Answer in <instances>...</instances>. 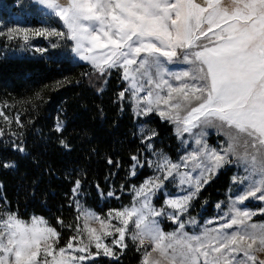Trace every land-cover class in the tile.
Listing matches in <instances>:
<instances>
[{
	"label": "snow or ice",
	"instance_id": "snow-or-ice-1",
	"mask_svg": "<svg viewBox=\"0 0 264 264\" xmlns=\"http://www.w3.org/2000/svg\"><path fill=\"white\" fill-rule=\"evenodd\" d=\"M37 2L63 22L67 39L75 43L73 51L101 76L110 69L122 70L128 87L120 97L131 92L138 115L155 112L176 124L178 134L192 135L196 148L179 163L161 155L156 163L161 175L146 179L135 190L132 205L109 211L106 219L77 202V219H83V227L76 226L77 234L65 247L57 249L60 234L43 217L25 221L11 212L0 216V264H83L100 254L91 252L92 245L103 249V255L114 256L103 240L114 234L112 244L120 248L127 247L128 234L138 241L137 250L143 249L141 264H264L257 255L264 253V224L251 222L256 213L238 206L253 197L264 201V0H231V7L222 0ZM35 35L63 38L65 33L44 29ZM23 38L28 40L27 32ZM176 59L192 64L193 70L168 73L165 61ZM166 75L179 84L174 86ZM208 126L220 129L226 146L207 143ZM60 128L58 124L57 131ZM156 135L152 131L146 139ZM230 157L243 165L247 176L240 183L247 181L246 189L232 201L226 223L189 235L180 216L217 171L232 163ZM169 178H179L187 190L165 200L172 210L166 212L164 207L155 208L152 198ZM79 189L77 180L72 191L76 194ZM165 215L178 223L175 231L161 229L157 218ZM92 223L100 225L99 231ZM129 224L134 226L131 233Z\"/></svg>",
	"mask_w": 264,
	"mask_h": 264
},
{
	"label": "trees",
	"instance_id": "trees-1",
	"mask_svg": "<svg viewBox=\"0 0 264 264\" xmlns=\"http://www.w3.org/2000/svg\"><path fill=\"white\" fill-rule=\"evenodd\" d=\"M9 1L16 0H0ZM70 45L65 39L49 53L0 59V101L19 118L13 139L7 143L0 137V212H17L23 219L44 216L58 230L61 245L79 225L72 191L77 180L93 192L114 189L116 195L103 204L89 201L103 212L128 203L126 192L150 175L146 164L130 175L132 157L146 151L132 106L126 95L120 97L126 87L122 74L110 69L101 76L91 65L75 62ZM58 119L63 120L59 131ZM150 122L161 146L177 158L180 142L173 125L157 114ZM234 171L233 160L220 169L197 194L191 214L201 220L211 216L215 203L225 199ZM137 249L130 243L102 264H141L143 249Z\"/></svg>",
	"mask_w": 264,
	"mask_h": 264
},
{
	"label": "rangeland",
	"instance_id": "rangeland-1",
	"mask_svg": "<svg viewBox=\"0 0 264 264\" xmlns=\"http://www.w3.org/2000/svg\"><path fill=\"white\" fill-rule=\"evenodd\" d=\"M198 3H203V0H197ZM223 5L225 7H231V0H222ZM61 3H66V0H61ZM0 59L6 56H23L28 53L34 54H44L49 53L52 48L61 44L65 39H67V28L63 25V22L59 20L58 17L52 15L43 5L39 4L37 0H16L15 2H0ZM44 29H56L58 32H64L65 36L63 38L59 36H49L47 38L43 36H37L35 33L40 30ZM27 32L28 40L26 41L23 36L24 33ZM11 37V38H10ZM71 41V45L68 49V53L71 54V57L75 62H84L93 67V65L89 61H85L80 59L79 55L73 51L75 47L74 41ZM7 42V43H6ZM13 43L11 46V44ZM49 51V52H48ZM164 58H162L163 60ZM164 67L166 68L168 73H180L182 71H191L193 70L194 66L192 64L185 63L182 59H176L173 62L165 61ZM94 68V67H93ZM113 70L119 71L122 74V70L120 68H115ZM166 79H169L170 82L175 86L178 85L179 82L171 79L170 75H166ZM128 87V81H126V87ZM125 90V89H124ZM126 98L128 99L129 103L132 106V110L138 119L137 129L138 135L141 138L144 146L146 154H144L141 158L137 157L134 165H137L135 168L133 166L130 169V175L132 172L135 171V174L139 169L143 167L144 164L150 169V175L147 176L140 184L132 185L129 192L127 193L125 201H129L128 203L122 204L120 207L116 208H109L105 211H99L95 207H93L89 201H93L95 203L103 204L106 200H110L112 197L116 195L114 189L109 192H103L102 189L97 188L95 192L84 188L82 182H80V189L79 191L74 194L73 193V200L75 204V208L77 211V202L82 205L84 208L90 209L96 214H98L102 219H106L109 211L113 210H121L124 207L131 206L134 202V195L135 190L140 187L144 183L146 179L149 177H154L156 175H161L156 169V163L159 160L161 155L170 158L172 162L179 163L181 162V157H184L187 153L193 151L196 148L194 143V138L189 133H184L183 135L178 134L177 132V125L170 122L174 127V132L180 142V155L177 158H173L168 150L161 146V140L158 138V133L156 128L150 122L151 115L156 114L155 112L145 116V115H138V108L136 106V102L131 95V92H125ZM143 95V93H141ZM12 108L3 104L0 101V112L3 113L0 116V137L4 138V140L8 143L13 138L10 135H15L19 127L16 125L17 116L14 117L11 114ZM7 117V119H5ZM60 124L62 129L63 127V120L58 119L56 122V126ZM155 131L157 133L156 136L152 137L151 140L146 139L147 136L151 135V132ZM200 129H193V133L199 132ZM206 133L205 139L207 143L212 147L219 148L220 146H226V137L220 131L218 127L208 126L204 129ZM151 145V147H149ZM242 152V149L240 150ZM233 160L235 171L231 177L230 185L228 190L226 191V197L223 200L217 201L214 206V213L211 216H207L200 219L198 214H191V210L193 207V201H191L190 206L188 207L187 211L180 216V221L184 222L185 228L184 231L187 232L189 235L194 234H201L206 229H214L218 228L221 224L227 222L226 213H230V208L232 206V201L234 198L240 194L241 191L245 190L247 187V181L244 184H241L240 181L245 180L247 173L244 170L243 165L237 161L236 157H230ZM12 165V163H6ZM223 168V167H222ZM221 168V169H222ZM220 170V169H219ZM218 170V171H219ZM181 171H184L182 168ZM217 171V173H218ZM216 173V174H217ZM215 174V175H216ZM214 175V176H215ZM213 176V177H214ZM212 177V178H213ZM177 178L173 180L169 178L168 180L164 181V187L161 189L153 198L152 204L155 208L160 209L162 207L165 208L166 212H171V209H167L165 206V200L171 197L182 196L185 194L187 190L186 185H180ZM113 193V195H108V193ZM259 195V194H257ZM120 197V196H117ZM158 201V202H157ZM217 205H220L218 208ZM242 209H247L252 212H255L256 215L252 217L251 222H255L257 224H264V212L260 211L264 209V201H261L255 197L249 198L243 205H238ZM15 213L19 218H21L17 212L13 211H3L0 212V216L5 215L7 213ZM78 213V211H77ZM43 217L42 215L33 214L31 217ZM29 219H23L25 221H30ZM160 223L161 229L165 233H170L175 231L178 228V223H173L166 215L157 218ZM47 220V219H46ZM48 221V220H47ZM209 221H211L209 223ZM49 225L50 222L48 221ZM83 219L79 220V225L81 228L83 227ZM113 224L118 225L116 221H113ZM166 225V228L164 226ZM52 226V225H51ZM92 227L97 228L99 231L100 225L98 223H92ZM54 227V226H53ZM133 225L129 224V233L133 231ZM57 230V229H56ZM235 229H228L226 231H233ZM58 231V230H57ZM76 231L74 236L76 235ZM116 234L113 236H105L103 237L104 243L107 244L112 251L115 253L114 256H105L103 255V249L97 250L94 245L91 246V252L97 253L99 251V255H95L94 259L92 260H85L83 264H102L101 259L104 257H112L116 258L119 253H121L125 248H120L118 246H114L112 244L113 239L115 238ZM84 242L88 243L87 236L84 235L83 237ZM124 243L126 245L130 243H134L138 247V241H133L131 235L128 234L125 237ZM66 245H61L60 242L56 245L57 249L60 247H65ZM145 247L149 250L151 249V243L149 241H145ZM75 255H81V253H74ZM156 255V254H154ZM261 259H264V253L257 254ZM143 257V256H142Z\"/></svg>",
	"mask_w": 264,
	"mask_h": 264
}]
</instances>
